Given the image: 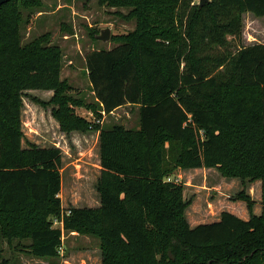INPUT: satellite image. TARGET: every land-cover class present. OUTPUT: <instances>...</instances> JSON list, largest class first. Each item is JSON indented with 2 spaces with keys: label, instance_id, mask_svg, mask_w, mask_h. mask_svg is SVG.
Listing matches in <instances>:
<instances>
[{
  "label": "trees",
  "instance_id": "trees-1",
  "mask_svg": "<svg viewBox=\"0 0 264 264\" xmlns=\"http://www.w3.org/2000/svg\"><path fill=\"white\" fill-rule=\"evenodd\" d=\"M98 1L130 8L137 28L114 35L112 49L87 53L93 102L61 79L63 52L50 32L23 43L25 12L42 0L0 6L2 236L17 228L43 258L58 257L65 232H77L99 240L102 264H264V43L242 44L243 14L263 17L264 0ZM29 89L54 90L48 102L32 99L52 106L63 131H100L99 207L65 209L62 149L23 146ZM125 105L138 106L137 127L101 123L102 111ZM80 106L95 119L78 114ZM179 168L261 179L262 213L240 193L248 219L224 210L191 226L184 184L167 180Z\"/></svg>",
  "mask_w": 264,
  "mask_h": 264
},
{
  "label": "rangeland",
  "instance_id": "rangeland-1",
  "mask_svg": "<svg viewBox=\"0 0 264 264\" xmlns=\"http://www.w3.org/2000/svg\"><path fill=\"white\" fill-rule=\"evenodd\" d=\"M195 2L199 3V0ZM129 12L130 8L112 7L100 4L98 0H42L40 8L26 10L25 16L30 14L31 21L22 25V40L25 43L50 32L51 43L59 45L63 52L62 78H68L77 89H83L84 95L90 94L88 100H91L94 95L90 93L86 55L92 49H112L118 43L114 35L134 31L137 28V20L129 17ZM105 27L111 28V38L106 42L94 39L93 36L99 34ZM253 43H264V16L246 13L243 15L242 44ZM34 95H36L34 91L28 90L24 97L23 146L28 147L32 141L38 142L40 146L49 147L52 142L59 141L57 138L59 135L54 133L53 127L46 126L43 109L32 99ZM114 123L137 127L138 106L120 107L114 110V113L106 115L102 124L109 126ZM79 139L78 143L69 139V146L66 145L65 148L64 143L61 144L59 141L63 147L60 196L65 209L73 206L99 205L96 183L101 168L98 166L95 137L91 134ZM170 177L184 184L183 195L187 204L185 215L191 226L219 220L218 216L224 210L242 218L246 216L248 203L238 197L240 193L249 195L254 201L257 198L260 202L261 179L227 176L218 168H179ZM258 206L255 204L253 210ZM49 221L52 222V227L62 226L53 216L49 217ZM14 229L11 238L3 237L0 229V263L102 264L99 240L90 235L65 232L60 255L55 258H43L30 252L28 248L30 237H22L19 230Z\"/></svg>",
  "mask_w": 264,
  "mask_h": 264
},
{
  "label": "crops",
  "instance_id": "crops-1",
  "mask_svg": "<svg viewBox=\"0 0 264 264\" xmlns=\"http://www.w3.org/2000/svg\"><path fill=\"white\" fill-rule=\"evenodd\" d=\"M246 13H252V12H246ZM244 13V14H246ZM243 14V15H244ZM253 14V13H252ZM255 15V14H254ZM256 16V15H255ZM63 76H61V79H66L68 81V83L72 86V90H71V93L75 96H82L84 97L87 102H93L96 100V98H92L91 100H88V96H90V94L87 93V95H84V91L83 89H77V87H75L74 85H72L71 81L68 79V78H62ZM90 83V81H89ZM91 85V83H90ZM91 88V86H90ZM30 91H34L36 93V95H34L33 97L41 100V101H45V102H48L52 99V97L54 96V90L52 89H29ZM28 91V90H27ZM27 91H25L27 93ZM82 92V93H81ZM91 94L94 95V92L91 90L90 92ZM41 95V96H40ZM35 102V101H34ZM25 103V102H24ZM37 104L36 105H39L42 109H43V112H44V115L46 117V126L50 125V127H53L54 128V133L59 136H57V138L59 139V141L64 143V148L69 146V139H71L74 143H78V139L81 138V137H88L89 135L93 134L94 137H95V146H97V149H98V166L101 168V156H100V131L99 130H88V131H80V130H72L70 132H66V131H63L61 129V125H60V122L58 121V119L53 115L52 113V106L48 105V106H43L41 103L39 102H36ZM126 106V105H125ZM24 107H25V104L23 106V109H22V128H23V113H24ZM123 107V106H122ZM120 108V107H119ZM118 109V108H117ZM48 110V111H46ZM46 111V113H45ZM76 111L78 114L92 120V119H95V115H94V112L91 110V109H88L87 107H84V106H80V107H76ZM114 113V111H112L110 114ZM102 114L103 116L101 117V123H103V120H104V117L108 114H106L105 112L102 111ZM24 132V131H23ZM25 135V134H24ZM25 137V136H24ZM80 140V139H79ZM59 141L58 142H52V144L49 146H57L59 148H63L61 146V144H59ZM31 143H35V142H32ZM38 143V142H37ZM35 143V144H37ZM39 145V144H37ZM67 145V146H66ZM40 146V145H39ZM42 147H47V146H42ZM66 152V150H65ZM64 152V153H65ZM101 175V173H100ZM100 177V176H99ZM99 179V178H98ZM98 179H97V183H98ZM97 183H96V190H97ZM262 187V186H261ZM98 192V191H97ZM98 196H99V200L97 201L99 203L98 206H95V207H99L101 205V198H100V194L98 193ZM61 197V196H60ZM62 200V198H61ZM260 202L258 201L257 198H255V204L256 206L259 205L255 210H254V213L256 215H260L262 213V205H261V201H262V193H261V196L259 198ZM90 207V206H89ZM231 212V211H230ZM233 213V212H232ZM235 214V213H234ZM245 215L243 217V219H248L250 217V213H249V210H247V207H246V212H245ZM238 216V215H237ZM220 217V215L218 216ZM217 217V218H218ZM240 217V216H239ZM242 218V217H241Z\"/></svg>",
  "mask_w": 264,
  "mask_h": 264
},
{
  "label": "water",
  "instance_id": "water-1",
  "mask_svg": "<svg viewBox=\"0 0 264 264\" xmlns=\"http://www.w3.org/2000/svg\"><path fill=\"white\" fill-rule=\"evenodd\" d=\"M7 1L9 0H0V6ZM207 1L209 0H199V5L203 6ZM96 38L103 42L108 41L111 38V28L110 27L102 28L100 33L96 35Z\"/></svg>",
  "mask_w": 264,
  "mask_h": 264
},
{
  "label": "built area",
  "instance_id": "built-area-1",
  "mask_svg": "<svg viewBox=\"0 0 264 264\" xmlns=\"http://www.w3.org/2000/svg\"><path fill=\"white\" fill-rule=\"evenodd\" d=\"M97 122H100V120H97ZM167 180H169V181H170V180H172V178H171V177H168V178H167ZM175 181H177V182H178L179 180H177V179H176ZM57 222H58V221H57Z\"/></svg>",
  "mask_w": 264,
  "mask_h": 264
}]
</instances>
